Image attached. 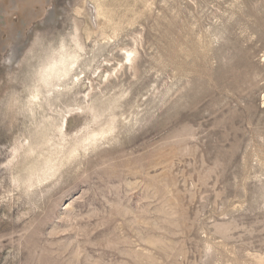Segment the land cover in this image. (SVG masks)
Wrapping results in <instances>:
<instances>
[{"label":"rangeland","instance_id":"rangeland-1","mask_svg":"<svg viewBox=\"0 0 264 264\" xmlns=\"http://www.w3.org/2000/svg\"><path fill=\"white\" fill-rule=\"evenodd\" d=\"M0 182V264H264V0H0Z\"/></svg>","mask_w":264,"mask_h":264},{"label":"bare ground","instance_id":"bare-ground-1","mask_svg":"<svg viewBox=\"0 0 264 264\" xmlns=\"http://www.w3.org/2000/svg\"><path fill=\"white\" fill-rule=\"evenodd\" d=\"M36 148L37 147H35V149ZM20 149H23V151H25V149H27L25 151L26 154H28V151H31L33 153L35 152L33 145L30 144L27 146V148H25V145L23 143L18 142L17 144H15L12 147L11 151L9 152L11 157L7 163L6 168L8 169L9 174L11 172H13L15 174L14 175L11 173L10 179H12V181L14 182L13 184L15 185L16 189L22 191L21 188H23L24 191L27 192V191H29L30 188L32 189L33 187L37 189V187H39L38 185H40L44 180H46V176L50 177L49 176L50 173L52 175V172H50L49 174L47 172L53 168H51V166L49 165V161H48V163L45 162L43 165H41L38 162V160H36V159L30 160V162H28V165H26V167H23V161H24L23 158H25L23 156H25V155H22L20 153ZM31 152H29V153H31ZM38 156H40V155H38ZM50 163H51V161H50ZM48 167H50V168H48ZM45 169H46V171L48 170L46 172L48 175L45 174ZM2 185L0 184L1 187H2Z\"/></svg>","mask_w":264,"mask_h":264}]
</instances>
